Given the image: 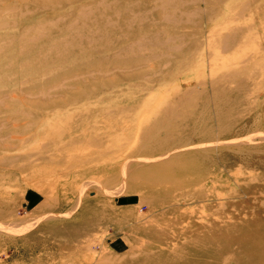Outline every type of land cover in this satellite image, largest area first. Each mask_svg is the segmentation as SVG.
I'll return each mask as SVG.
<instances>
[{"label": "rangeland", "instance_id": "1", "mask_svg": "<svg viewBox=\"0 0 264 264\" xmlns=\"http://www.w3.org/2000/svg\"><path fill=\"white\" fill-rule=\"evenodd\" d=\"M0 264H264V0H0Z\"/></svg>", "mask_w": 264, "mask_h": 264}, {"label": "bare ground", "instance_id": "2", "mask_svg": "<svg viewBox=\"0 0 264 264\" xmlns=\"http://www.w3.org/2000/svg\"><path fill=\"white\" fill-rule=\"evenodd\" d=\"M140 33H141L142 38H143L144 36H148V35H150V34L147 33V31H146L145 29H143ZM158 146H159V145H158ZM149 172H150V171H149ZM151 180H152V179H151ZM152 181H153V180H152ZM260 236H261V235H260ZM255 240H256V239H255ZM239 242H240V241H239ZM241 243H242V245H241L242 247H245V246H246V244H245L246 242L244 243V241H242ZM241 243H240V244H241ZM249 244H250V245H249ZM249 244H248L249 247H251V246H252L251 243H249ZM247 247H248V246H247ZM247 250H248V249H247ZM248 251H249V250H248ZM180 253H181V252H180ZM177 256H178V255H177ZM174 257H176V255H175ZM178 257H179V256H178Z\"/></svg>", "mask_w": 264, "mask_h": 264}]
</instances>
